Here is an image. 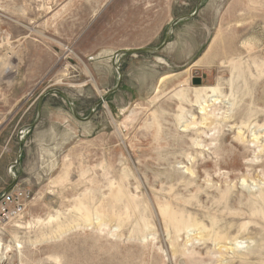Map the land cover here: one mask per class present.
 I'll return each instance as SVG.
<instances>
[{"label": "rangeland", "instance_id": "obj_1", "mask_svg": "<svg viewBox=\"0 0 264 264\" xmlns=\"http://www.w3.org/2000/svg\"><path fill=\"white\" fill-rule=\"evenodd\" d=\"M197 3L0 0V197L43 92L86 118L117 84L113 53L159 47ZM118 65L87 123L49 96L43 125L69 128L13 169L33 197L0 222V264H264V0H204L165 50Z\"/></svg>", "mask_w": 264, "mask_h": 264}, {"label": "water", "instance_id": "obj_2", "mask_svg": "<svg viewBox=\"0 0 264 264\" xmlns=\"http://www.w3.org/2000/svg\"><path fill=\"white\" fill-rule=\"evenodd\" d=\"M203 2H204V0H198V3L196 5V9H195L193 14L181 16L170 24V26L167 30L165 39L159 47H157V48L143 47V48H135V49L127 48V49H120L118 51H115L111 57V66L117 74V77H118L117 84L113 89L108 91L106 93V95L101 97V99L93 105L89 115L86 118H82L79 116V113L77 111V107L75 106L73 99L64 90L54 88V89H49V90L43 92L39 96L38 101H37L38 102L37 103V113H36L35 120L31 124L22 126L17 133V139L20 143L19 152H18V155H17L15 162L10 165L9 171H8V173L12 179V184L6 189V191L4 192L3 195L10 192L18 184L19 178H17L16 175L13 173V169L15 167L19 166L20 162H21V158H22L24 146H25L24 134L29 132L30 130L34 129L35 127H37L40 124V122L42 121L43 105H44V101L47 97H49L51 95L60 96L62 99H64L69 104L71 111H72V114L77 120L84 122V123L91 121L95 115L96 110L100 106H102L104 103H106V101L109 97L116 94L123 84L124 74L118 65L119 57H121L123 55H139V54H145V53L150 54V55H157V54L161 53L169 45V43L172 39V36L174 34L176 25L179 24L180 22H183V21H189V20L196 19L201 12ZM194 84L200 85L201 80L196 79L194 81Z\"/></svg>", "mask_w": 264, "mask_h": 264}, {"label": "crops", "instance_id": "obj_3", "mask_svg": "<svg viewBox=\"0 0 264 264\" xmlns=\"http://www.w3.org/2000/svg\"><path fill=\"white\" fill-rule=\"evenodd\" d=\"M52 96L57 98L56 95H52ZM48 101H49V97H47L44 101L42 121H44L47 111H50V114H51V116H53L52 118L54 119L55 109H53V107L49 106ZM62 102H63V100H62ZM42 121L40 122V124L37 127H35L34 129H32L29 132L24 134L25 146H24L23 155L21 158L20 165L15 167V168H18L19 170H21V172L24 171V169L26 168V164L29 161H31V159H33V158L40 159L43 157H45V159H46L47 157H51V156L55 155V148L56 147H53V145L51 144L50 141L53 138H55V136H56L54 133L55 129L56 128L61 129L63 122L51 121L48 124V128H45ZM63 126H65L67 128L69 125L64 123ZM12 138L13 137L10 136L8 138V140L6 142H4L3 145H0L1 159L2 158L11 159L12 158V156L14 154V145H13V141H12L13 139ZM16 158H17V156H16ZM16 158H15V160H16ZM49 161L52 162V160H49ZM14 162H12V163H14ZM12 163L11 162L9 163L7 171H9V167ZM18 184L21 186V183H18Z\"/></svg>", "mask_w": 264, "mask_h": 264}, {"label": "built area", "instance_id": "obj_4", "mask_svg": "<svg viewBox=\"0 0 264 264\" xmlns=\"http://www.w3.org/2000/svg\"><path fill=\"white\" fill-rule=\"evenodd\" d=\"M32 197V192L19 184L0 197V222L20 219L32 201Z\"/></svg>", "mask_w": 264, "mask_h": 264}, {"label": "bare ground", "instance_id": "obj_5", "mask_svg": "<svg viewBox=\"0 0 264 264\" xmlns=\"http://www.w3.org/2000/svg\"><path fill=\"white\" fill-rule=\"evenodd\" d=\"M214 91V90H213ZM213 97V96H212ZM215 100V99H214ZM218 102V101H217ZM219 102H220V100H219ZM205 103V102H204ZM206 104H204V106L203 105H201V107H200V110H201V112L203 113V116L205 117V115H206V119L208 118V107L207 106H205ZM203 118V117H202ZM202 120H204V119H202ZM204 122V121H203ZM205 126V125H204ZM207 128V127H206ZM236 240V239H235ZM238 241V240H237ZM237 243V242H236ZM242 243H240V241H239V243H237L236 244V246L237 247H240V245H241ZM0 246H1V242H0Z\"/></svg>", "mask_w": 264, "mask_h": 264}]
</instances>
